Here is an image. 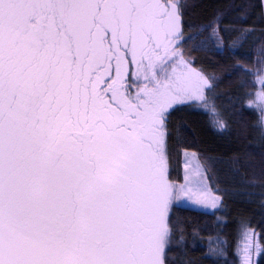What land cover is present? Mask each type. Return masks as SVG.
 Here are the masks:
<instances>
[{"label": "snow or ice", "instance_id": "snow-or-ice-1", "mask_svg": "<svg viewBox=\"0 0 264 264\" xmlns=\"http://www.w3.org/2000/svg\"><path fill=\"white\" fill-rule=\"evenodd\" d=\"M197 6L0 0V264H264V0ZM192 112L253 114L258 155L205 151Z\"/></svg>", "mask_w": 264, "mask_h": 264}, {"label": "trees", "instance_id": "trees-1", "mask_svg": "<svg viewBox=\"0 0 264 264\" xmlns=\"http://www.w3.org/2000/svg\"><path fill=\"white\" fill-rule=\"evenodd\" d=\"M193 2L198 6L191 10V19L197 24H203L212 17L213 13L225 2V0H193ZM253 2H255V0H253ZM252 25L253 20H249L246 26L250 27ZM257 36H259V31L247 41L245 47L251 49ZM209 59L215 61L220 59V57L211 56ZM248 90L256 91L259 89L258 86L256 88L249 86ZM233 91V82L225 81L221 87V92L231 93ZM211 119V115H202L197 112L185 115V121L188 126L186 130L190 135L195 137L199 147L214 156L225 158L228 154L233 152L243 151H249L254 155H258L260 149L258 133L253 127L255 122V116L253 114H246L243 120H241V117L238 115L229 116L230 128L223 136L216 134V132L209 127V121ZM224 187L228 189L227 194L224 196L227 208L223 209L222 212H226L230 220L239 219L241 216L245 219H251L253 226H255L256 222L260 219L258 197L254 198L256 200L255 203L244 204L241 202L243 198L235 195L237 190L233 189L227 181L225 182ZM217 215H221V212H218ZM212 219V217L203 218V220L209 222L210 225L207 231L212 230ZM228 231H232L231 225L229 226ZM206 238L207 235L205 234V239ZM195 255L198 257L200 255L199 251H196Z\"/></svg>", "mask_w": 264, "mask_h": 264}]
</instances>
